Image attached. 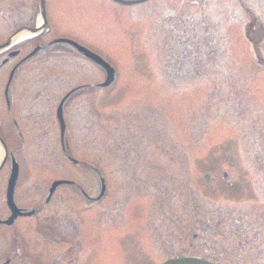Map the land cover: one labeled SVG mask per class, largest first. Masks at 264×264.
<instances>
[{"label": "rangeland", "instance_id": "obj_1", "mask_svg": "<svg viewBox=\"0 0 264 264\" xmlns=\"http://www.w3.org/2000/svg\"><path fill=\"white\" fill-rule=\"evenodd\" d=\"M86 1L95 7L85 8ZM20 8L29 24L36 0H0V43L15 30V18L8 17ZM58 8L64 20L58 19ZM45 10L48 19H55L53 34L79 36L95 46L96 53L114 66L116 78L98 87L105 71L74 55L77 64L68 65V80L58 78L44 91L52 92L57 105L78 85L75 81L84 86L63 105L65 153L58 143L55 113L48 116L39 105L31 110L35 132L22 131L24 142L17 138L10 147L20 169L13 199L17 206L38 209L39 214L1 227L3 257L19 247L30 255L20 264H34L27 227L31 230L51 207L79 208L81 244L69 255L74 264H159L170 255L203 256L205 230H200V221L192 224L200 214L196 211L221 213L218 227L229 216L236 217L238 209L264 213V0H150L132 6L107 0H45ZM75 11L78 26L67 22L76 17ZM88 18L106 24L105 38L83 30L80 25ZM251 20L254 27L249 26ZM172 29L185 31L187 42L172 41ZM28 39L13 46L23 48L18 58L32 51ZM198 41L208 54L217 50L211 59L201 60V75L191 79L183 71L170 79L174 64L167 66V60L194 53ZM45 56L27 59L11 92L20 93L23 100L29 94L36 99L31 82L50 72ZM8 70L1 73V88ZM51 74L59 73L51 68ZM12 108L21 115L25 104L19 99ZM11 117L4 112L5 119ZM46 126L54 128L56 145L43 140ZM39 134L40 140H34ZM9 169L10 162L0 171L2 219L10 215L5 200ZM99 176L105 194L96 202ZM63 179L73 184L57 186L45 201L51 183ZM207 238L220 249L218 235ZM66 246L52 243L47 248L53 257Z\"/></svg>", "mask_w": 264, "mask_h": 264}, {"label": "flooded vegetation", "instance_id": "obj_2", "mask_svg": "<svg viewBox=\"0 0 264 264\" xmlns=\"http://www.w3.org/2000/svg\"><path fill=\"white\" fill-rule=\"evenodd\" d=\"M65 1V0H62ZM72 1L77 4L78 0H67ZM105 1V0H101ZM110 1L111 3H115L114 1ZM150 1V0H149ZM85 8H93L91 1H86ZM148 2V1H147ZM69 3V2H68ZM93 3V2H91ZM120 5V4H117ZM61 8V7H60ZM57 9L56 15L59 16L58 19L64 20L61 16L62 13ZM76 10V8H75ZM74 15L76 17L68 20L67 22L71 25H77V15L78 12L75 11ZM88 17V16H86ZM96 18V17H94ZM55 19H48L46 16V27L42 29L36 35L30 37L27 41L28 44L33 45L34 52L30 56H24L23 58H18L23 51L21 47H9L5 50L0 51V76L1 73L5 71L6 68H9L8 74L6 76L3 87H0V142L6 147L7 156L2 166L0 167V171L7 165L8 162L11 163V158H14L10 147L17 143V138H20L22 142H24V138L22 135V131H31L35 132L36 123L32 120L33 112L36 105L41 106L44 111L43 113H47L48 116H51V112H53L52 101V92H44L45 90H49L48 87L51 86L58 78L60 81H67V75L69 71H72L68 68V65L71 64L76 65L77 61L72 60L74 55L77 57L85 58L72 44H70L65 40H72L79 45L84 46L92 52H96V47L92 46L89 42L82 39L79 36L69 35V34H53L51 30V23L53 24ZM57 20V19H56ZM91 22L96 23L97 25H93ZM105 25V28H104ZM84 31H89L90 36L98 35L99 37L105 38V33H107L106 24L99 21L98 19L93 20V18H88V20L84 21L80 25ZM93 27V28H92ZM31 52V51H30ZM29 52V53H30ZM39 53H46L44 61L50 65V72L45 71L43 76L35 77L32 83H35V88H32L36 92V99H32V97L27 96V98L21 99L20 93L14 94L10 90L13 88L12 82L13 80H17L19 72L22 68H25L27 59L34 58ZM45 55V54H44ZM18 59V60H17ZM93 68L99 67L94 64L89 59L85 58ZM41 63V62H39ZM25 65V66H24ZM39 65V64H38ZM51 68L57 70L59 74L52 75ZM47 74V75H45ZM3 78H1L2 83ZM21 83L25 84L27 81L26 78H22ZM75 86H72L66 93L68 94L67 98L71 96L74 92L79 89H83L84 86L80 84L79 81ZM39 84L42 85L39 87ZM87 85H85L86 88ZM44 92V93H43ZM51 94V95H50ZM46 95V98H43ZM62 95V96H63ZM61 96V97H62ZM66 98V99H67ZM19 99L21 102L25 104V108L22 109L21 115L16 113V108H12L13 105L18 104ZM65 99V100H66ZM65 102V101H64ZM64 105V104H63ZM4 112L9 117L12 115L11 119L4 118ZM64 106H62L61 116L64 122V136L61 138L60 134H58V143L59 145H65V134H66V122L63 117ZM51 122L50 120H48ZM40 131H42L40 129ZM10 132V135H7ZM43 132V140L48 138L49 141H52L56 145V136L54 128L51 126H46ZM35 134V133H34ZM16 135V137H15ZM39 135H34V140L39 138ZM30 138H33L32 136ZM40 140V138L38 139ZM49 143V142H48ZM15 159V158H14ZM73 184V183H71ZM82 194H84V190L80 187L79 189ZM51 198V197H50ZM17 206V205H16ZM20 210L18 213L19 218H31L39 214L38 209H26L23 207L17 206ZM207 209V208H206ZM196 211L200 214H196L194 216L195 220L192 221V224L195 225L200 221V226L205 230V240L201 245H204V252L202 253V257L219 264H263L264 263V231L263 229V220L264 213H256L255 210L245 208L238 209V215L229 216V221L225 222L223 227L221 226L222 219L221 213H215L214 211ZM215 209V208H214ZM232 209V208H231ZM208 210V209H207ZM78 207H51L49 209V213L44 216L43 219L37 221L33 227H27V232H30V236L27 237L26 241L31 248L33 244V252L31 253L34 264H60L63 260L67 264H74V260H70L69 255L74 253V251L80 248L81 241L79 239V230H80V222H78V215L80 212ZM217 211V210H216ZM226 210L223 209V212ZM235 212L233 210H229ZM3 207L0 208V217L3 214ZM30 215L24 216L22 213H28ZM76 214V215H75ZM202 217L206 219L204 223H202ZM2 218H0V231L1 227L4 226ZM15 222V220H14ZM13 222V224H14ZM11 226V225H10ZM218 235L220 240V249L215 246L214 240H209L207 237ZM2 236L0 232V264H20L21 262H27V256L30 258L29 253L26 254V251L22 253L19 247H17L16 251L10 252L4 256L2 254ZM195 237V234H194ZM52 243H60L65 244L66 248L64 250L61 249L59 253H56L53 257H51V248H47ZM2 245V246H1ZM212 246V248L210 247ZM69 248L68 252L67 249ZM184 249H182L183 251ZM66 251L64 254L63 252ZM201 253V252H200ZM21 255H24V261L21 260ZM195 256H201L199 254H189ZM73 259V258H72ZM64 263V264H66Z\"/></svg>", "mask_w": 264, "mask_h": 264}, {"label": "trees", "instance_id": "obj_3", "mask_svg": "<svg viewBox=\"0 0 264 264\" xmlns=\"http://www.w3.org/2000/svg\"><path fill=\"white\" fill-rule=\"evenodd\" d=\"M168 18H171V17H168ZM178 29H172V31L169 34H171V40L175 41L177 45H180V44L187 42V38H183V36L185 35L184 33L185 31L182 32V29L181 30H178ZM194 32H195V29H194ZM185 36H188V34L186 33ZM195 46H196V49L194 53L193 52L192 53L183 52L182 54H179L180 56L177 54L173 62H170L167 60V66L169 64H174L173 67H170V70H171L170 79L174 80L175 76L180 75V73L183 71H184L183 73H185L183 76H186V75L191 76V79L192 77L200 76L202 73V69H203V65L200 66L202 64L201 60L202 59L209 60L211 59L212 56H214L215 52L217 53V50L214 48L208 54L206 51V48L201 46L200 41H198V44H196ZM171 56H174V55L172 54ZM179 63L186 64L188 68H183V65Z\"/></svg>", "mask_w": 264, "mask_h": 264}, {"label": "water", "instance_id": "obj_4", "mask_svg": "<svg viewBox=\"0 0 264 264\" xmlns=\"http://www.w3.org/2000/svg\"><path fill=\"white\" fill-rule=\"evenodd\" d=\"M117 1L121 2V3H125V4H130V3L140 2L141 0H117ZM39 9H40L41 18H42V20H44L45 16H44V2H43V0H39ZM29 30H34V29H29ZM80 50L83 51L86 56L91 57L96 63H98L99 65L106 68V64L100 58L94 56L93 54L87 52L86 50H84L82 48H80ZM111 78H112L111 73L109 72L107 80L103 84H101V86L108 85L111 81ZM15 178H16V169L14 168L12 170V173H11V176L9 179V184L7 187V192H6L7 203L9 204V206H10L9 208L12 211V215L10 217V220L7 221L8 223H10L12 218L16 216V212H17V209L13 205V202H12V191H13V185H14ZM59 183H61V182H59ZM103 191H104V189L102 188L101 195L103 194ZM163 264H211V263H208V262L201 260L199 258L179 257V258L168 259Z\"/></svg>", "mask_w": 264, "mask_h": 264}, {"label": "bare ground", "instance_id": "obj_5", "mask_svg": "<svg viewBox=\"0 0 264 264\" xmlns=\"http://www.w3.org/2000/svg\"><path fill=\"white\" fill-rule=\"evenodd\" d=\"M39 23V21H38ZM30 35H32L31 31L27 30V29H23L22 31H20L18 34H16L14 37H13V40H21V39H25L27 37H29ZM109 37V36H107ZM110 39V38H108ZM2 148L0 147V158H2Z\"/></svg>", "mask_w": 264, "mask_h": 264}]
</instances>
